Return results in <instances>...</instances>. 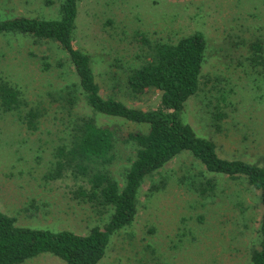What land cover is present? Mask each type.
Masks as SVG:
<instances>
[{
	"label": "rangeland",
	"instance_id": "rangeland-1",
	"mask_svg": "<svg viewBox=\"0 0 264 264\" xmlns=\"http://www.w3.org/2000/svg\"><path fill=\"white\" fill-rule=\"evenodd\" d=\"M60 3L0 0V17H55ZM195 30L204 33L206 51L200 87L185 104L184 120L198 134L211 138L222 157L264 159V69L238 64L235 58L245 49L234 44L256 37L264 44V0L78 2L76 43L92 56L100 93L129 106L155 107L160 96L158 90L149 88L131 97L118 85L123 69L116 61L136 62V31L151 40L174 41ZM62 55L51 44L0 33V76L22 90L28 103L23 109L37 105L42 112L37 128L30 129L19 113L0 109V210L14 216L19 225L85 234L95 225L102 227L107 212L71 198L70 178L44 179L55 147L65 136L61 109L47 92L75 80L72 67L54 66ZM44 56L51 63L48 70ZM221 94L226 96L224 102L216 100ZM216 102L224 103L227 112L217 132L209 126ZM98 120L120 131L146 129L144 124L117 117ZM134 154L131 143H116L109 168L120 185ZM201 167L189 152H182L148 175L137 193L133 221L111 235L105 255L96 264H251L262 213L259 190L244 176L217 174L214 195L201 197L182 181ZM153 183L158 189L151 191ZM20 264L65 262L42 253Z\"/></svg>",
	"mask_w": 264,
	"mask_h": 264
},
{
	"label": "trees",
	"instance_id": "trees-1",
	"mask_svg": "<svg viewBox=\"0 0 264 264\" xmlns=\"http://www.w3.org/2000/svg\"><path fill=\"white\" fill-rule=\"evenodd\" d=\"M78 2L61 0L55 17H0V33L19 34L31 37L35 43L51 44L63 54L54 60V66L72 67L75 80L47 92L49 100L61 109L65 136L55 147L54 160L44 173V179L70 178L73 181L69 189L71 198L104 210L107 220L102 227L95 225L88 233L80 234L69 229L19 225L14 216L0 210V264H20L42 253L52 254L65 264L98 263L105 255L111 235L133 221L143 180L182 152H189L202 166L182 179L201 197L214 195L217 174L244 176L259 190L262 213L257 246L250 252V262L264 264V159L247 161L220 156L214 141L198 134L182 116L187 100L200 87L206 51L204 33L195 30L174 41H163L151 40L136 31L133 36L137 46L136 62L125 65L116 61L123 69L118 85L131 97L149 88L158 90L160 96L155 107L129 106L114 96L104 97L100 93L92 56L76 43ZM234 44L236 48L245 49V53L239 52L235 58L238 64L250 65L257 71L264 69L261 38L239 39ZM41 58L48 70L51 65L48 56ZM216 100L224 102L226 96L221 94ZM218 102L209 118V126L216 132L222 130V120L227 116L224 103ZM26 105L22 90L0 76V109L19 113L27 128L35 129L42 116L41 109L31 105L25 110ZM100 116L144 124L146 129L120 131L110 124L100 123ZM118 141L135 147L122 185L109 168L115 159ZM157 189V183L150 186L151 191Z\"/></svg>",
	"mask_w": 264,
	"mask_h": 264
}]
</instances>
